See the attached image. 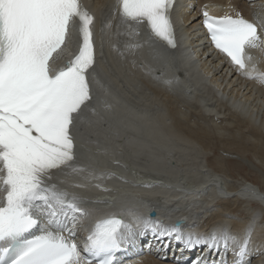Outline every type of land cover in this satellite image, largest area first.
<instances>
[{"label":"bare ground","instance_id":"obj_1","mask_svg":"<svg viewBox=\"0 0 264 264\" xmlns=\"http://www.w3.org/2000/svg\"><path fill=\"white\" fill-rule=\"evenodd\" d=\"M108 1H90L94 17L91 28L97 47L96 65L100 75L112 78L113 90L123 94V98H115L113 105L111 102L105 105L104 92L95 83L97 95L103 96L97 100L99 107L90 114L87 111L90 110L89 106H85L76 120L75 131L81 144L93 137L103 142V149H107L106 155L101 154L103 162H107L101 170L85 172L80 187L78 181L73 183V188L78 190L76 204L81 196L80 207L84 206L85 212V215H77L79 222L82 220V227L88 225L90 228L93 220L104 213H120L126 218L124 222L131 226L125 232L124 245L133 238H136V244L140 238L148 237L144 240V246L168 256L178 241L173 250L175 255L179 253L178 259H189L194 254L200 264L215 261L210 259L212 252L207 255L208 258H204L203 253L209 250L206 241L222 224L229 225L235 238L232 245L237 243L238 248L245 233H248L247 228L253 226L250 251L257 248L259 255L255 259L259 261L258 264H264V219L258 220L259 214H264V191L247 180L238 181L231 177L225 155L219 154L216 158V171L210 169L212 164L208 163L206 156L208 150H221L232 145L241 152L250 151L264 165V90L257 89L252 95L253 89L246 87L241 95L243 85H252L253 81L243 79V74L230 67L225 70L227 74L233 73L232 79L223 84L225 74L220 73L222 69L214 58L203 60L206 66L202 72H212L215 68L220 74L211 81H205L196 63L191 61L189 52L187 55L178 50L176 54L164 52L150 41L143 47L144 65L141 69L134 60L126 58L125 52L116 49L117 38L126 27L120 22L118 14H114L115 7L107 5ZM254 1L196 0L189 3H193L198 11L203 5L214 3L211 11L217 15L241 11L249 16L251 8H255ZM185 4H188V0ZM257 5L262 16L258 21L264 26V0L257 1ZM107 18L111 20L110 25L105 24ZM187 20L183 17L184 26L188 24ZM193 26L191 22L189 27ZM189 27L183 33L190 45L196 48L200 35ZM134 28L138 31V28ZM69 29L74 32L73 28ZM70 35L62 46L66 57H70L75 49V40ZM99 40L104 48L102 50ZM195 48L193 51H196ZM247 51L252 55V62L258 71L264 72V53L259 49ZM62 61L60 59L58 63ZM171 61L176 65L183 64L185 72L189 70L178 82L170 80L163 71L164 64ZM168 85L170 91L165 90ZM228 85L231 87L228 88ZM88 146L89 155L100 156L96 147ZM205 156L207 165L203 158ZM72 170L65 169L60 174L70 175L65 178L69 181ZM111 198L116 202L113 206L109 205ZM94 199L98 204H91ZM125 206L128 208L125 209ZM150 208H158L160 219L158 223L150 222L151 227L146 228L144 221ZM212 208L215 210L210 212ZM241 210L246 213L242 220L235 216V211ZM180 216L187 218L181 230H195L204 239L189 244L191 236L180 239V230L170 235H160L162 223L167 222L169 217L177 219ZM192 222H200V225L193 228ZM69 223L72 225V222ZM152 227H157V230L153 232ZM165 228L172 229L170 222ZM148 230L149 233H146ZM145 254L148 252L145 251ZM235 256L234 251H229L227 258L218 264H226L225 261L233 264L238 259H234ZM138 259L142 264H174L162 262L157 257ZM129 263L131 261L124 264Z\"/></svg>","mask_w":264,"mask_h":264},{"label":"snow or ice","instance_id":"obj_2","mask_svg":"<svg viewBox=\"0 0 264 264\" xmlns=\"http://www.w3.org/2000/svg\"><path fill=\"white\" fill-rule=\"evenodd\" d=\"M174 5L175 0H116L114 14L132 34L138 35L134 26L143 24L151 39L174 48ZM202 16L212 45L241 74L264 83V72L247 52L264 53L257 25L238 12L217 17L205 9ZM74 20L78 51L53 71L50 61L65 45ZM93 21L80 0H0V264H117L115 253L131 226L114 216L96 221L82 254L74 228L84 210L46 183L53 171L75 159L72 129L91 100ZM178 223L161 228L160 235L175 232ZM144 225L151 227L149 221ZM228 240L213 234L206 242L212 249ZM246 251L247 240L235 253L237 264Z\"/></svg>","mask_w":264,"mask_h":264},{"label":"rangeland","instance_id":"obj_3","mask_svg":"<svg viewBox=\"0 0 264 264\" xmlns=\"http://www.w3.org/2000/svg\"><path fill=\"white\" fill-rule=\"evenodd\" d=\"M220 149L221 150L213 148L211 151L208 150V154H213L208 156V163L212 164L210 165L212 170L215 169L216 171L218 169L215 165L216 158L220 155H225L227 157L226 161H228L227 164L230 169L229 175H231V177L238 179V181L247 180L250 183H254V185H258L261 190L264 191V165L260 164V162L255 159L253 153L248 150L246 152H241L232 145ZM241 153H243V155H240ZM252 207L254 206L252 205ZM244 215H246V213L243 210L239 212L235 211L237 219L242 220Z\"/></svg>","mask_w":264,"mask_h":264},{"label":"water","instance_id":"obj_4","mask_svg":"<svg viewBox=\"0 0 264 264\" xmlns=\"http://www.w3.org/2000/svg\"><path fill=\"white\" fill-rule=\"evenodd\" d=\"M151 215H154V212H151ZM177 223V222H176Z\"/></svg>","mask_w":264,"mask_h":264}]
</instances>
